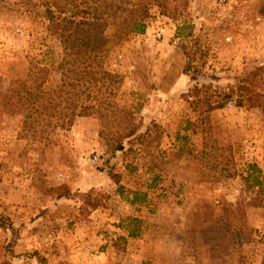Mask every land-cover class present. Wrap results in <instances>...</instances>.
<instances>
[{"label": "rangeland", "instance_id": "obj_1", "mask_svg": "<svg viewBox=\"0 0 264 264\" xmlns=\"http://www.w3.org/2000/svg\"><path fill=\"white\" fill-rule=\"evenodd\" d=\"M130 1L149 18L142 34L107 44L116 78L102 99L114 113L39 143L20 138L4 95L37 65L44 90L59 86L53 0H0V197L19 205L24 191L34 204L16 221L0 198V264H264V111L229 101L202 126L196 103L225 89L235 100L238 79L264 66V0ZM195 84L211 90L191 101ZM129 126L137 132L113 151Z\"/></svg>", "mask_w": 264, "mask_h": 264}, {"label": "trees", "instance_id": "obj_2", "mask_svg": "<svg viewBox=\"0 0 264 264\" xmlns=\"http://www.w3.org/2000/svg\"><path fill=\"white\" fill-rule=\"evenodd\" d=\"M50 6L47 17L52 27L59 30L62 45L61 60L57 65L59 86L51 91L44 90L48 69L37 65L28 70L25 78L10 82L4 95L7 113H21L20 138L39 143L49 141L56 131H68L77 118L100 115L99 119H102L106 114L104 112L113 111L114 106L102 99L104 92L116 78L104 65L107 44L116 34H142L149 18L146 7L139 3L131 4L130 0H53L52 4H48ZM66 7L71 12L64 20L61 16L65 15ZM186 58L183 73L190 76L191 61L188 56ZM190 78L195 81L194 76ZM237 82L235 100H232L230 90L225 89L213 91L214 99L208 95L207 99L196 101L204 105V110L199 115V124L207 125L209 114L223 108L229 101H233L236 107L249 104L264 111V66L246 73ZM210 88L211 84L200 88L195 84L185 97L188 100L199 98V92L206 93ZM136 132V126H129L121 129L119 134H114L118 141L112 150H122L120 140L131 138ZM149 134L150 130L147 129L144 135L137 136V140ZM249 174L251 175L248 173V176ZM111 177H114L115 183H119L118 177ZM61 189L64 192H58L56 197L66 198L69 192L65 187L50 188L51 192ZM98 205L97 200L93 201L87 209L94 210ZM2 221L0 215L1 228L5 227ZM136 233L134 230L129 235L133 237Z\"/></svg>", "mask_w": 264, "mask_h": 264}, {"label": "crops", "instance_id": "obj_3", "mask_svg": "<svg viewBox=\"0 0 264 264\" xmlns=\"http://www.w3.org/2000/svg\"><path fill=\"white\" fill-rule=\"evenodd\" d=\"M32 178V175L30 176ZM7 190V189H6ZM22 198L19 200V205H14L10 202L9 196L4 195L0 198L4 199L5 203H3L4 212L12 217L15 218L16 221H21L26 219L29 216V213L33 210L31 209L34 204H32L31 199L29 198V193H26L24 191H21ZM48 199H51L50 197H46ZM29 202V203H28Z\"/></svg>", "mask_w": 264, "mask_h": 264}]
</instances>
